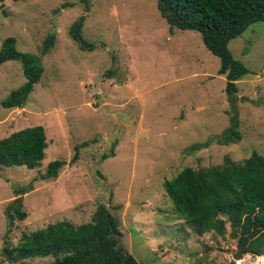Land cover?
<instances>
[{
  "label": "rangeland",
  "instance_id": "1",
  "mask_svg": "<svg viewBox=\"0 0 264 264\" xmlns=\"http://www.w3.org/2000/svg\"><path fill=\"white\" fill-rule=\"evenodd\" d=\"M79 17L89 50L68 33ZM48 35L53 44L42 53ZM7 37L42 72L22 107H0V139L41 126L46 148L34 169L0 165V264L51 263L50 256L7 262L1 249L56 222L88 223L98 205L117 220L121 247L138 264H264L236 252L227 224L223 237L196 234L162 188L184 167L220 165L225 156L238 162L253 152L264 158V23L227 43L250 71L232 100L239 139L190 154V145L229 129L225 80L196 32L169 34L155 0H2L0 46ZM23 82L18 61L1 64L0 101ZM53 160L64 162L56 177L33 180ZM29 184L17 196L25 218L13 219L7 232L5 212L17 198L11 186Z\"/></svg>",
  "mask_w": 264,
  "mask_h": 264
},
{
  "label": "trees",
  "instance_id": "2",
  "mask_svg": "<svg viewBox=\"0 0 264 264\" xmlns=\"http://www.w3.org/2000/svg\"><path fill=\"white\" fill-rule=\"evenodd\" d=\"M155 3L169 34L175 29L196 32L205 50L218 59L216 74L224 77V94L232 112L228 130L211 135L202 143L192 144L184 152L190 154L213 141L224 146L235 143L239 139L236 111L232 103L236 93L235 83L250 71L232 58L227 43L240 36L249 25L264 23V0H155ZM81 24L82 18L79 17L71 24L68 33L80 49L89 50L92 46L81 39ZM53 39V35L44 38L42 53L52 47ZM7 61L19 62L24 82L0 101V107L20 108L33 85L39 81L42 72L40 61L18 52L12 37L4 38L0 46V65ZM45 148L41 126L20 129L0 139V165L34 169L43 159ZM111 155L109 152L102 157ZM76 156L77 153L72 160ZM63 165L62 161H50L44 173L33 180L54 179ZM162 188L175 210L196 234L212 232L223 237L227 224L238 254L249 253L257 256L256 259H264L261 256L264 255L263 157L253 152L238 162L225 156L220 165L196 170L184 167L170 179L164 180ZM30 190L31 184L11 186L15 197ZM18 202L19 197L8 205L9 213L5 212L7 232L13 219L21 221L25 218ZM1 254L11 263L50 256L53 260L49 264H138L122 249L117 220L103 205L96 207L88 223L72 225L60 221L43 229L22 233L16 245L10 247L5 244Z\"/></svg>",
  "mask_w": 264,
  "mask_h": 264
},
{
  "label": "bare ground",
  "instance_id": "3",
  "mask_svg": "<svg viewBox=\"0 0 264 264\" xmlns=\"http://www.w3.org/2000/svg\"><path fill=\"white\" fill-rule=\"evenodd\" d=\"M246 264H253V262L252 261H247Z\"/></svg>",
  "mask_w": 264,
  "mask_h": 264
},
{
  "label": "water",
  "instance_id": "4",
  "mask_svg": "<svg viewBox=\"0 0 264 264\" xmlns=\"http://www.w3.org/2000/svg\"><path fill=\"white\" fill-rule=\"evenodd\" d=\"M237 257H235V259H236Z\"/></svg>",
  "mask_w": 264,
  "mask_h": 264
},
{
  "label": "built area",
  "instance_id": "5",
  "mask_svg": "<svg viewBox=\"0 0 264 264\" xmlns=\"http://www.w3.org/2000/svg\"><path fill=\"white\" fill-rule=\"evenodd\" d=\"M256 258V257H255Z\"/></svg>",
  "mask_w": 264,
  "mask_h": 264
},
{
  "label": "clouds",
  "instance_id": "6",
  "mask_svg": "<svg viewBox=\"0 0 264 264\" xmlns=\"http://www.w3.org/2000/svg\"><path fill=\"white\" fill-rule=\"evenodd\" d=\"M256 257V256H255Z\"/></svg>",
  "mask_w": 264,
  "mask_h": 264
}]
</instances>
